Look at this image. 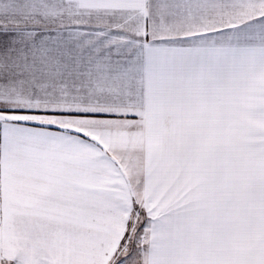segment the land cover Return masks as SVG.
<instances>
[{"label": "snow or ice", "instance_id": "snow-or-ice-1", "mask_svg": "<svg viewBox=\"0 0 264 264\" xmlns=\"http://www.w3.org/2000/svg\"><path fill=\"white\" fill-rule=\"evenodd\" d=\"M0 264H264V0H0Z\"/></svg>", "mask_w": 264, "mask_h": 264}]
</instances>
